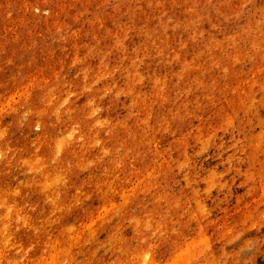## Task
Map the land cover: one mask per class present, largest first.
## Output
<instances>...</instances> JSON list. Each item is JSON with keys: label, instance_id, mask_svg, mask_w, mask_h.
I'll return each mask as SVG.
<instances>
[{"label": "rangeland", "instance_id": "rangeland-1", "mask_svg": "<svg viewBox=\"0 0 264 264\" xmlns=\"http://www.w3.org/2000/svg\"><path fill=\"white\" fill-rule=\"evenodd\" d=\"M0 264H264V0H0Z\"/></svg>", "mask_w": 264, "mask_h": 264}]
</instances>
